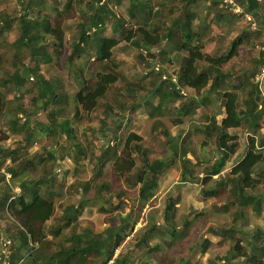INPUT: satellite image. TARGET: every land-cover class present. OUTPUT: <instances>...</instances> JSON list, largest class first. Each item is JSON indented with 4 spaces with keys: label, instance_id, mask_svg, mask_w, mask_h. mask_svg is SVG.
Here are the masks:
<instances>
[{
    "label": "trees",
    "instance_id": "trees-1",
    "mask_svg": "<svg viewBox=\"0 0 264 264\" xmlns=\"http://www.w3.org/2000/svg\"><path fill=\"white\" fill-rule=\"evenodd\" d=\"M114 1L117 6L128 4V16L135 26L128 28L122 21L115 20L109 0H22L20 12L0 11V123L3 124L0 141L20 138V154L14 157L16 164L7 168L0 161V218L13 224L14 235L20 232L27 237L28 251L38 248L43 253L44 257L39 260L42 264H127L129 256L142 248H147L145 260L134 259L130 264H151L150 254L159 249L158 245H153L151 250L149 246L150 236L156 229L169 227L172 237L178 234L171 217L174 208L171 197L165 199V227L147 225L137 241L129 240L138 223L135 203L130 212L121 217L119 225L97 233L90 228H80L77 234L71 232V221L79 216V208L73 203H56V188L62 183L52 170L57 161L56 148L69 140L71 145L64 146L63 158H72L75 164L71 173L76 182L70 187H79L82 196L91 195L92 201L100 204L102 214H113L123 206L128 207L123 199L132 194L116 192L113 183L103 178L109 157H105V150L99 155L93 135L106 133L110 125L126 119L127 113L144 108L142 96L148 90L143 82L149 79L150 88L160 99L159 105L147 103L145 107L153 123L152 134L156 139H165L173 152L167 158L150 160L149 147L142 136L130 132L132 125L128 120V127L122 131L118 143L120 152L113 154L110 160L112 172L127 181L136 173L139 200L151 199L164 173L177 163L178 142L164 120L176 118L177 126H184L190 114L201 112L203 105L212 104L213 96L220 97L225 116L220 121L217 114L206 116L205 123L193 130L194 134L208 138L202 144L204 147L211 145L219 154L217 160L202 168L201 173L205 175L202 182L209 185L227 163L232 162L239 150L237 133L242 130L247 145L226 181L232 184L231 205L238 208L234 224L229 227L230 237L235 240L234 235L240 232L243 235L230 247L225 264H264V226L261 224L264 222V190L262 194L257 193L260 185L264 189V169L257 168L258 164L264 165V82L256 83L257 75L264 69V3L236 0L243 14L234 15L222 0H159L156 4L148 0ZM200 3L209 5L205 13H197L195 8ZM182 11L185 20L178 16ZM246 14L255 21V32H238L226 50L224 45L237 33L238 24ZM71 20L75 22V30L69 42L65 29ZM213 28L219 34L214 35ZM203 31L210 33L209 38L223 43L214 54L206 51ZM5 33L14 34L12 42H1ZM67 44L70 51L65 57ZM122 44L150 49L168 44L179 63L175 75L177 83L173 82L174 77L167 68H151L146 61V73L126 75L115 52ZM50 47L52 50L47 53ZM256 48L262 51L255 56L252 52L248 56L241 54L243 49ZM2 50L9 53L7 65ZM158 55L173 63L166 49H161ZM140 56L143 58V53ZM64 58L69 68L76 70V75L72 78L70 73V80H66L72 89L78 87L75 91H68L67 82L60 75L50 76V69L42 72L44 65L62 69L60 63ZM98 68L102 70L97 71ZM29 76L34 77L35 87L26 91L24 88L32 79ZM123 82L126 86L119 93L116 89ZM179 87L181 90H177ZM33 89L37 90V100L44 110H56V120L49 125L38 120L35 103L29 108L22 102L24 96L33 95ZM242 91L244 99L240 100ZM6 92L13 93V97L6 98ZM173 100H187L176 116L170 107ZM94 115L99 120L98 127L89 126L85 120ZM41 133L43 138L37 136ZM33 140L41 146L30 156L28 150ZM181 153L182 159H186L187 153L184 150ZM89 167L94 171L91 179H87ZM187 175L184 172L183 181L193 179ZM257 175L259 179L255 180ZM205 194L218 198L221 191L215 187L206 189ZM114 199L118 201L116 206L112 205ZM80 206L83 207L82 202ZM58 209H67L68 213L59 214ZM211 216L213 214L205 219ZM190 226L191 222L185 221L183 229ZM129 241L133 248L126 252L125 245ZM173 244L169 242L168 246L172 248ZM13 263L19 264L21 259H13Z\"/></svg>",
    "mask_w": 264,
    "mask_h": 264
},
{
    "label": "rangeland",
    "instance_id": "rangeland-1",
    "mask_svg": "<svg viewBox=\"0 0 264 264\" xmlns=\"http://www.w3.org/2000/svg\"><path fill=\"white\" fill-rule=\"evenodd\" d=\"M126 0H124L125 2ZM149 2L157 3L159 0H148ZM109 3L113 9L115 20L122 21L123 25L131 28L134 25V22L131 20L130 16H128V4L125 2L123 6H117L114 0H109ZM22 0H0V11L8 10L11 12H20L21 11ZM224 5V4H223ZM209 6V5H208ZM206 3H200L195 9L197 13L204 12L205 7H208ZM225 6V5H224ZM226 7V6H225ZM243 9V8H242ZM229 10V9H228ZM231 11V10H230ZM37 13V11L35 12ZM185 12H179L178 16L182 20H185ZM205 13V12H204ZM253 22H255L253 20ZM197 24V21H195ZM67 40L69 42L73 39V33L75 30V22L68 21L66 27ZM237 33L233 34L231 38L227 40L225 49H229L231 41L238 36V32H255L253 31V27L251 23L247 20V18H243L242 21L239 22ZM212 30H209L211 32ZM214 35L219 34L213 28ZM206 40V51L210 54H214L218 47L223 46V43L220 42L219 39L209 38L210 33L203 31ZM14 34L5 33L1 42L3 44H7L12 42ZM221 43V44H220ZM69 44L66 46L65 57L69 54ZM161 49H166L171 56V61L168 63L166 58L159 56V52ZM47 53L52 50L46 49ZM5 54L4 62L5 65L9 64V53L5 50H2ZM262 49L257 48L255 50H246L243 49L241 54L243 56H248L250 52L255 56L258 52H261ZM116 55L118 57V62H120L121 70L126 73V75L133 76L135 74H139L141 72L146 73L145 63L147 65L150 64L151 68H161L165 67L168 69L171 76H173V82L176 84L178 78L176 75L178 68V61L175 60V56L172 54V50L170 46L163 45L157 49L150 48H137L133 45L122 44L119 48L115 50ZM140 53H143V58L140 56ZM67 59L64 58L62 63V69H55V67L51 66H42V72H45L47 69H50V76L60 75L63 77V80H70L69 74L71 73L72 78L76 75V70L73 67L72 69L66 64ZM80 66V61L77 62ZM92 68L90 67L89 70ZM98 70H102V68H98ZM94 71L93 72H97ZM49 75H47L49 77ZM30 77V76H29ZM32 79L29 80L28 85L24 90H28L29 88H34V77H30ZM67 82V81H66ZM68 82L66 86L68 91L77 89L76 86L74 89L69 87ZM143 85L148 90L147 94L142 96V102L144 104V108L136 111H131L127 113V118L123 120H119L117 125H110L106 130V133H94V137L96 139V147L98 148L99 155L103 154L106 151L107 155L105 157H109L108 164L104 167L103 178L111 181L114 185V189L116 192L125 191L131 196H127V198L123 199L124 203L128 205V207H124L119 211H113V214H102L100 211V204L93 202L91 195L82 196L83 193L79 190V187L73 189L70 187L71 184L75 183L76 179L72 175V170L75 167L73 159H64L63 157V149L64 146L71 145L69 140H66L61 143L60 146L56 148L57 161L56 164L53 165L54 173L57 174L58 181L62 183L61 185H57V200L56 203H64L65 205L73 203L76 207L79 208V216L75 221L71 222L72 230L74 232H78L79 228H90L94 232H104L113 226H117L120 223L121 217L130 212L131 208H135L137 210L136 218L138 223L136 225L133 236L129 238V240L133 239L135 241L139 240L143 233H145V226L153 225V226H164V213L166 202L165 199L171 197L173 200L174 208L171 214L172 220L174 224L178 228V234L176 237L171 236L172 229L169 227H165V229H156L155 233L150 236L149 246L151 249H154L153 245H158L159 249L157 251H153V253L149 256V262L151 264H159L160 262H164V264H225L227 261L228 253L230 251V247L234 244L236 238H239L243 235L242 232L234 235L236 238L232 240L230 237V229L229 227L234 223V213L238 210L237 207H233L231 205L232 198L229 197L230 190L232 189V184L228 183L226 179L228 178V174L231 172L233 165L238 162L247 145V138L242 130L238 131V142H239V150H237L236 156L233 158L232 162H228L224 171L219 175L215 176L209 185H203L202 179L204 178V174L201 173L202 168L206 165L212 164L214 160L219 158L218 152L216 149H213L212 146L204 147L202 144L208 138L205 136H199L193 133L195 126L200 123H205V117H212L217 114V119L220 121L224 115V108L221 105V98L216 96L212 97V104H206L202 107L201 114L193 113L188 116V120L186 125L177 126L178 120L176 118H172L164 120L166 127L173 133L175 139L178 142L177 149V163L174 164L171 170L168 169L167 172L164 173V178L159 184L158 189L153 190L152 198L147 199L148 201L139 200V189L140 184L137 181V174L132 173L126 179H119L115 176V174L111 170V159L113 158V154H118L120 152V148L118 143L120 142V138L123 136V132L128 126V120L131 121L130 132H135L138 135L144 138V142L147 147L150 149L149 158L150 160H161L164 157H168L172 154L173 149L168 146L165 139H156L153 136L152 126L153 123L150 120L149 114H147V103H151L155 106L159 105L160 99L154 95L153 89L150 88L149 79L143 82ZM126 83L118 85L116 89L117 92L122 93L125 88ZM177 90H181V88H177ZM166 91V90H165ZM33 95H28L23 97V103L31 108L34 103L38 107V120L43 125H49L52 120H56V110L55 108L44 110L42 107V103L37 100V90L33 89ZM206 95V92H204ZM13 93H5L6 98L10 99L13 97ZM122 96V95H121ZM244 99L243 91L240 92V100ZM187 100L181 101H172V105L170 107L173 109V114L177 113V110L184 104ZM140 105V103H139ZM94 117H89L86 122L89 126H99V120ZM75 122V121H74ZM176 124V125H175ZM2 127L3 124L0 123ZM126 131V130H125ZM264 132V126H263ZM262 132V133H263ZM232 133L235 134L234 131ZM35 134V133H34ZM82 134L81 133L79 135ZM38 137H44V134H38ZM82 137V136H81ZM102 138L99 142V139ZM21 140H25V137H21ZM20 138L11 137L7 141H0V149L2 153H0V161L3 164H6L7 168L14 166L17 161L14 160V157L18 156L20 153L18 152ZM34 142L33 146L30 147L28 153L30 156L36 154L37 150L40 148L41 144L38 142ZM105 150V151H104ZM182 150L187 153V158L182 159ZM264 150V149H263ZM15 162V163H14ZM84 162L87 163V158H85ZM6 168V169H7ZM257 168L264 169L263 164H258ZM87 179L93 178L94 171L91 167L87 168ZM194 170V171H193ZM67 171H69L67 173ZM9 172V171H7ZM184 172H187V176L193 179L189 181H183ZM11 178L10 176H8ZM195 178V180H194ZM255 180L259 179L257 175L254 177ZM75 181V182H74ZM61 186V187H60ZM217 187L221 191V196L218 198H214L211 196H206L205 190ZM263 188L260 185L257 189V193L262 194ZM19 191V190H18ZM17 191V192H18ZM82 193V195H81ZM82 199L83 207L80 206L81 202L79 200ZM135 203V206L131 207L132 204ZM118 204L117 199L113 200V206ZM141 209V211H139ZM67 210V209H65ZM65 210L58 209V213H68ZM213 214V216L206 218V216ZM203 215L204 217H198ZM185 221L191 222V226L187 228V230L183 229V225ZM244 223V222H243ZM264 226V222L261 223ZM11 227V228H10ZM9 231L12 233L13 224H10L7 221H3L0 218V231L6 232ZM81 231V230H79ZM186 235V236H185ZM169 242L174 243L173 247L170 248ZM177 243V244H176ZM133 248L132 241H129L127 245H125V251H129ZM147 248H142L138 250L135 254L129 256L127 260V264H130L134 259L144 258V251ZM119 254V251L117 252ZM116 257V256H115Z\"/></svg>",
    "mask_w": 264,
    "mask_h": 264
},
{
    "label": "built area",
    "instance_id": "built-area-1",
    "mask_svg": "<svg viewBox=\"0 0 264 264\" xmlns=\"http://www.w3.org/2000/svg\"><path fill=\"white\" fill-rule=\"evenodd\" d=\"M264 3V0H260ZM223 4L231 10V13L234 15L243 14V9L237 4L236 0H223ZM247 20L251 23L253 30L256 29V23L253 22V18L250 15H245ZM264 82V69L263 71L257 75L256 83L262 84ZM19 192V191H18ZM14 242L12 241V237L7 232L0 231V264H14L13 263V255L14 250Z\"/></svg>",
    "mask_w": 264,
    "mask_h": 264
},
{
    "label": "crops",
    "instance_id": "crops-1",
    "mask_svg": "<svg viewBox=\"0 0 264 264\" xmlns=\"http://www.w3.org/2000/svg\"><path fill=\"white\" fill-rule=\"evenodd\" d=\"M198 5H200V4H198ZM244 18H245V15H244ZM201 113H203L202 109H201V112H198V114H201ZM62 214H64V213H62ZM72 221H75V220H72ZM80 228H79V230H81ZM79 230H78V232H79ZM6 232L9 233L12 238L15 237L14 238L15 239V243H14L15 249L13 247V249L15 251H14V256H13L14 258L13 259H16V260L21 259V263H19V264H42L41 261H39V260H40V258L44 257L43 253L40 250H38V248H33L31 251H28L29 245H25L27 242V237L23 233H20V232L17 233L16 232V234L14 235V233L13 232L11 233L9 231V229ZM71 232H74V231L72 230ZM78 232H74V233L78 234Z\"/></svg>",
    "mask_w": 264,
    "mask_h": 264
}]
</instances>
